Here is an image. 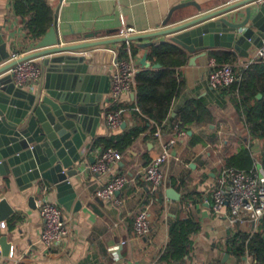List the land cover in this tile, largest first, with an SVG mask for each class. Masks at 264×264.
I'll return each mask as SVG.
<instances>
[{
    "label": "crops",
    "instance_id": "0c3cea01",
    "mask_svg": "<svg viewBox=\"0 0 264 264\" xmlns=\"http://www.w3.org/2000/svg\"><path fill=\"white\" fill-rule=\"evenodd\" d=\"M14 1L0 0V34L9 53L2 62L12 60V53H20V57L29 54L40 39L30 36L26 29L27 19L15 10ZM237 1L46 0V3L53 13L51 25L55 26L61 42L84 43L113 39L118 30L126 26L135 28L136 34L167 28ZM168 37L157 35L111 42L75 53L90 56L100 52L97 68L107 67L109 74L113 51L119 56L123 42L133 43L136 53L131 55L129 45L127 51L137 72L149 68L140 63L143 53H148V46L152 42L168 41ZM256 48L250 47L248 55L241 56L232 48L214 46L193 64L189 63L190 57L203 50L189 52L182 48L187 62L179 70L185 85L173 98L167 117L161 123L149 120L147 129L121 151L122 158L106 174H97L86 168L103 151V146L96 141L123 133L138 123L126 110L125 125L111 128L105 115L113 101L109 92L104 93L99 101L101 118L95 134L87 135L81 158L74 164L77 172L69 177L76 195L66 200L67 206L59 202L58 190L48 180L37 179L31 187L21 190L13 177L0 176V199H6L12 208L11 213L0 219V238L5 236L11 246L5 255L0 244V264H253V256L247 251L241 255L230 251V238L236 232L250 237L258 228L254 230L246 217L234 219L227 205L222 214L216 213L212 208L211 192L217 185L221 168L229 166L226 164L229 157L248 148L254 161L259 160L264 141L250 136L231 93L210 84L208 64L213 51H234L241 62L250 64L256 61ZM195 100L205 107L202 120L181 125L176 118L178 112ZM120 101L135 102V88L124 93ZM153 126L159 128V136L152 131ZM178 133L181 134L177 136ZM171 138L175 141L170 155L161 164L165 184L152 188L142 178L143 167L162 153ZM115 174H124L129 181L111 198L104 199L97 190ZM168 188L174 189L176 198L167 195ZM43 200L57 204L69 226V235L59 245L48 246L40 239L44 220L39 207ZM145 207L150 212L151 230L146 236H138L133 220ZM182 220H191L198 226L189 235V252L181 261L164 260L171 226Z\"/></svg>",
    "mask_w": 264,
    "mask_h": 264
},
{
    "label": "water",
    "instance_id": "95a60500",
    "mask_svg": "<svg viewBox=\"0 0 264 264\" xmlns=\"http://www.w3.org/2000/svg\"><path fill=\"white\" fill-rule=\"evenodd\" d=\"M157 35H168L169 42L189 52L203 50L190 57L191 64L214 46L246 56L250 47L264 43V2L239 0L167 28L84 43L61 42L51 25L32 52L7 62H2L9 53L0 34V176L13 177L21 190L37 179L48 180L56 186L59 202L67 206L66 200L76 195L69 177L77 172L74 164L81 158L87 135L95 134L101 118L99 101L110 91L107 67L97 68L100 52L90 56L75 52ZM29 58L37 59L41 69L39 82L32 89L17 86L9 72L18 61ZM140 63L160 67L150 63L147 52ZM166 191L176 198L173 188ZM11 212L7 200L0 199V219ZM0 244L7 255L11 246L5 236Z\"/></svg>",
    "mask_w": 264,
    "mask_h": 264
},
{
    "label": "trees",
    "instance_id": "16d2710c",
    "mask_svg": "<svg viewBox=\"0 0 264 264\" xmlns=\"http://www.w3.org/2000/svg\"><path fill=\"white\" fill-rule=\"evenodd\" d=\"M15 10L26 17V29L32 38H41L49 29L53 21V13L47 6L46 0H15ZM131 55L135 54L137 47L133 43L123 42L120 46L119 57L128 58L127 48ZM148 58L151 62L159 63L160 67L144 68L136 72L135 91L136 101L123 103L113 102L107 111H119L122 117L129 110L138 120V123L120 134H111L99 138L96 143L103 146V150L112 147L120 151L130 145L134 139L145 131L154 120L161 123L169 113L170 105L174 97L179 95L185 85V80L179 68L187 62L186 52L174 43L162 41L148 46ZM212 58L218 63L240 62L239 56L234 51H213ZM238 79L231 85L219 88L229 91L235 103L237 111L242 113L244 123L252 137L261 138L264 141V62L255 61L245 67H234ZM258 94H261L258 97ZM205 107L199 100L188 102L177 114V120L185 125L192 120H202ZM156 127H152L155 131ZM259 162L264 167V149L259 156ZM226 164L236 168L248 170L254 164V159L248 148L231 156ZM198 226L191 220H182L174 223L170 229V241L163 254L164 260H183L189 252V235L197 230ZM264 215L258 229L248 236L236 232L230 238V251L237 255L245 251L253 256V264H264Z\"/></svg>",
    "mask_w": 264,
    "mask_h": 264
},
{
    "label": "built area",
    "instance_id": "2783aa9c",
    "mask_svg": "<svg viewBox=\"0 0 264 264\" xmlns=\"http://www.w3.org/2000/svg\"><path fill=\"white\" fill-rule=\"evenodd\" d=\"M264 2V0H258ZM137 31L131 26L122 27L115 36H130ZM129 51V50H128ZM128 59L119 58L117 52L113 51L110 77V95L112 101H120L124 93L132 91L135 87L136 68L128 52ZM255 60L264 62V43L256 48ZM20 53H12L10 59H17ZM248 62L238 63H218L211 58L208 66L210 72L208 79L215 88H223L231 85L238 79L234 67H245ZM9 72L12 75L13 82L17 86L27 89L34 88L40 79L41 69L33 58L18 61ZM111 128H118L123 117L119 111H107L105 115ZM155 135L161 134L159 128L154 132ZM181 133H178L179 136ZM175 138H171L163 148L162 153L154 157L151 162L143 167L142 178L147 181L152 188H157L165 184L164 173L161 164L170 155V147ZM123 154L116 148L109 147L103 150L98 158L88 164L86 168L97 174H106L110 168L122 158ZM129 181L124 174H115L97 190V194L104 199L112 197L114 192L118 191ZM211 201L213 210L223 213L225 205L229 208V213L234 219L246 217L253 224L254 230L259 226L260 220L264 215V167L255 160L254 164L248 170L236 168L233 166H223L217 177V185L211 192ZM39 212L44 220V225L40 234L41 241L48 245H59L69 235L70 229L64 218L62 209L55 203L43 200L40 202ZM147 207L140 209L134 217L133 226L138 236H146L150 230L152 221Z\"/></svg>",
    "mask_w": 264,
    "mask_h": 264
}]
</instances>
